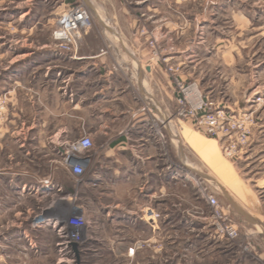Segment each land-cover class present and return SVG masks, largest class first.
I'll use <instances>...</instances> for the list:
<instances>
[{
  "label": "rangeland",
  "instance_id": "374dc122",
  "mask_svg": "<svg viewBox=\"0 0 264 264\" xmlns=\"http://www.w3.org/2000/svg\"><path fill=\"white\" fill-rule=\"evenodd\" d=\"M233 1L95 0L98 13L115 23L113 30L143 40L149 56L170 82L177 136L173 159L162 129L152 124L159 154L175 170V183L165 190L170 198L139 201L138 221L113 228L117 242L109 249L105 207L120 204L129 208L132 204L125 198H94L104 190H86L81 186L83 178L67 182L61 158L46 155L50 148L41 135L43 110L47 109L44 82L52 76L57 78L55 87H61L59 83L79 67L71 60L79 48L111 57L102 41L106 32L88 11L89 29L76 46L66 47L53 33L63 14L84 4L82 0H0V264H264L260 236L249 231L246 223L239 225L214 183L238 190L237 176L250 182L264 180V0ZM215 3L225 6V12L212 13H217L212 19L216 18L225 38L231 37V24L222 23L231 19V8L239 14L238 30L234 29L238 69L254 80L257 88L252 91L247 81L239 89L233 88L214 64L191 69L179 58L163 57L167 53L163 41H174L175 49L172 46L169 51L183 50L185 30L191 36L195 28L192 19L211 12ZM23 14L27 15L21 18ZM84 36L88 38L81 44ZM49 52L53 58L47 57ZM220 77L223 79L217 83ZM63 89L62 102L71 103L70 90ZM82 125L63 123L70 137L63 141L62 149L88 136ZM92 157L93 142L90 161ZM54 173L62 175L59 182L67 184L56 187L46 181L47 186L42 187L43 178ZM209 197L216 201L221 222L235 226V240L216 233ZM146 210L156 218H148ZM74 216H82L85 224L79 232L77 254L71 245L63 249L57 233ZM55 217L60 223L53 228L48 220ZM152 220L155 230L147 224ZM138 243L140 247L129 256L128 249Z\"/></svg>",
  "mask_w": 264,
  "mask_h": 264
},
{
  "label": "crops",
  "instance_id": "0c3cea01",
  "mask_svg": "<svg viewBox=\"0 0 264 264\" xmlns=\"http://www.w3.org/2000/svg\"><path fill=\"white\" fill-rule=\"evenodd\" d=\"M82 2L106 32L102 41L109 49L111 57L99 54V50L91 55L86 48H79L74 58H71L79 67L59 83L61 87L56 88L57 78L49 76V80L44 82L42 92L47 109L43 110L41 135L43 134V140L46 141L45 145L50 148V154L46 155L61 158L63 141L70 137L63 123L84 125L82 129L93 142V157L81 186L86 190H104L103 194L100 192L94 198H125L132 204L129 208L120 204L105 207L104 221L108 229L107 235L110 236L106 243L111 249L112 244L117 242V233L112 229L117 228L119 223L123 227L138 221V211L141 208L139 201L155 198L156 202L160 198H170L165 190L167 186L175 183V170L170 168L168 158L164 160L159 154L158 138L153 125L162 129L163 138L166 139L169 149L171 145L174 159V142L177 139L176 121L173 118L174 98L170 82L161 72L156 60L149 56L143 40L138 36L123 35L113 30L115 23L98 13L95 0ZM232 2L234 1L231 0ZM71 7L73 5L66 7L62 13ZM210 11L192 19L195 28L191 36L189 29L185 30L183 37H187V43L183 50L169 51L174 41L164 40L167 53L163 57L173 60L179 58L185 67L191 69H201L202 64H214L223 72L220 74L223 78V74L226 75L225 81L234 86L233 88L239 89L247 81L253 87L248 90L256 89V85L253 86L254 80L240 74L238 69L240 55L235 43L238 35H234V29L238 30L239 14H235L231 8V19L222 23L223 26L231 24V37L225 38L224 33L218 30L220 26L215 23L216 18L212 19L217 15L212 13L225 12V6L215 3ZM26 15L23 14L21 18ZM87 38L84 36L81 44ZM47 57L53 58V52H49ZM113 64L117 65V70ZM48 70L49 68L46 71ZM223 78H218L217 83ZM40 79L43 84V70ZM61 89L70 90L71 103L69 100L62 102L65 98H61ZM241 104L243 103L240 102ZM76 133H80L79 125ZM62 171L66 181L73 183L74 179L69 172L65 169ZM62 175L54 173L44 177L41 186H47L46 181L56 187L66 185L67 183L59 182L58 176ZM237 180L240 182L237 183L238 190L215 180L217 194L224 198L227 210L232 211L239 219V225L246 223L247 229L255 231L264 244V180L250 182L239 176ZM239 198L247 199L241 201ZM241 218L246 222L241 221ZM147 224L153 230L157 228L153 220Z\"/></svg>",
  "mask_w": 264,
  "mask_h": 264
},
{
  "label": "built area",
  "instance_id": "2783aa9c",
  "mask_svg": "<svg viewBox=\"0 0 264 264\" xmlns=\"http://www.w3.org/2000/svg\"><path fill=\"white\" fill-rule=\"evenodd\" d=\"M87 12L88 11L83 3L67 11L63 14L60 20V27L53 33V37L56 40L61 41L66 47H68V45L76 46L77 41L89 29L90 22ZM91 151L92 142L88 136L81 137L74 142L65 144L61 155L62 165L74 180L80 181L85 176L90 164ZM208 202L214 208L213 213L216 220L214 226L216 228V233L221 238L235 240L238 236L235 226L231 223L221 222V212L217 209V204L213 197H209ZM145 213L148 218L153 220L156 218V215L150 210H146ZM48 221H51L49 223L53 228H56V226L60 223V219L56 217L49 219ZM84 228L85 224L82 216H74L63 226L58 228L57 233L60 238L63 239L61 246L64 250H67L72 244L78 245L81 242L79 232L84 230ZM139 247L140 245L138 243L134 247L129 248L128 255L132 257L135 250Z\"/></svg>",
  "mask_w": 264,
  "mask_h": 264
},
{
  "label": "water",
  "instance_id": "95a60500",
  "mask_svg": "<svg viewBox=\"0 0 264 264\" xmlns=\"http://www.w3.org/2000/svg\"><path fill=\"white\" fill-rule=\"evenodd\" d=\"M71 246H72L73 251L77 254V251H76L77 245L76 244H72Z\"/></svg>",
  "mask_w": 264,
  "mask_h": 264
},
{
  "label": "bare ground",
  "instance_id": "6f19581e",
  "mask_svg": "<svg viewBox=\"0 0 264 264\" xmlns=\"http://www.w3.org/2000/svg\"><path fill=\"white\" fill-rule=\"evenodd\" d=\"M85 7H86V6H85ZM86 9H87V7H86ZM87 11H89V10L87 9ZM22 18H23V17H22ZM20 19H21V18H20ZM61 252H62V251H61ZM66 256H67V255H66ZM66 259H67V258H66ZM66 259H65V260H66ZM68 263H69V262H68Z\"/></svg>",
  "mask_w": 264,
  "mask_h": 264
}]
</instances>
